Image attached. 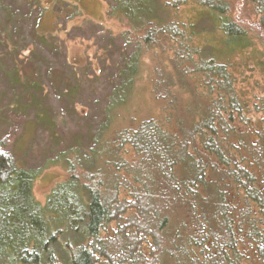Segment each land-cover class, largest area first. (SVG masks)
Here are the masks:
<instances>
[{
  "label": "trees",
  "instance_id": "16d2710c",
  "mask_svg": "<svg viewBox=\"0 0 264 264\" xmlns=\"http://www.w3.org/2000/svg\"><path fill=\"white\" fill-rule=\"evenodd\" d=\"M100 1L137 47L123 71L131 91L146 55L161 54L153 114L119 127L130 95L110 107L84 182L60 186L48 217L33 195L40 172L19 169L0 142V264H264V98L251 104L238 90L234 62L253 41L264 57V0H245L255 22L226 0ZM190 3L214 24L216 46L180 21ZM52 28L38 26V42L50 46Z\"/></svg>",
  "mask_w": 264,
  "mask_h": 264
},
{
  "label": "rangeland",
  "instance_id": "374dc122",
  "mask_svg": "<svg viewBox=\"0 0 264 264\" xmlns=\"http://www.w3.org/2000/svg\"><path fill=\"white\" fill-rule=\"evenodd\" d=\"M20 1L25 2L0 0V142L10 140L19 169L40 172L33 195L48 217V200L62 190L60 186L84 182L87 161L99 148L96 140L108 122L110 107L130 95L129 105L121 110L127 121L120 116L115 125L119 127H127L130 118L153 114L150 93L156 60L152 58L158 60L161 54L146 55L131 91V79H123V71L130 72L137 47L124 39L125 22L109 18L107 3L30 0L35 3L27 11ZM226 1L243 20L255 22L245 0ZM12 14L17 19L11 20ZM177 16L184 24H198L195 43L216 46L218 31L198 5L183 6ZM49 25L54 30L50 46L35 37L38 26L46 33ZM253 43V48L232 57L238 65V90L251 104L264 98V68L259 65L264 57L260 44ZM67 160L76 166L73 176ZM70 226L67 237L74 234Z\"/></svg>",
  "mask_w": 264,
  "mask_h": 264
}]
</instances>
